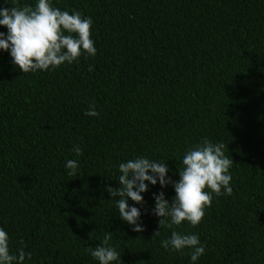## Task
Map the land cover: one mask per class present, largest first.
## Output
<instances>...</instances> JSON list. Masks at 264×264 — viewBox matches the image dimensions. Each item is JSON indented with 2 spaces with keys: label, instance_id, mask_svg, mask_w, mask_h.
<instances>
[{
  "label": "trees",
  "instance_id": "16d2710c",
  "mask_svg": "<svg viewBox=\"0 0 264 264\" xmlns=\"http://www.w3.org/2000/svg\"><path fill=\"white\" fill-rule=\"evenodd\" d=\"M25 4L35 0H0ZM52 5L91 18L96 55L23 74L0 52V228L10 253H31L24 264H97L89 249L108 235L122 264H190L189 249L160 246L175 230L198 235L196 264H264V0ZM90 104L97 117L84 114ZM204 139L233 160L231 195H213L195 227L159 229L152 195L171 203L174 192L149 186L142 205L128 201L144 229L133 232L105 191L119 187V163L167 160L178 180L183 153ZM68 160L78 175L66 174Z\"/></svg>",
  "mask_w": 264,
  "mask_h": 264
},
{
  "label": "clouds",
  "instance_id": "9594fccd",
  "mask_svg": "<svg viewBox=\"0 0 264 264\" xmlns=\"http://www.w3.org/2000/svg\"><path fill=\"white\" fill-rule=\"evenodd\" d=\"M92 23L90 17L82 16L79 11L73 10L70 14L53 7L52 0H35L34 6L0 7V27L6 29V32L0 31V52L6 51L12 65L23 74L53 71L65 63L73 64L81 56L96 55L90 36ZM84 114L98 116L92 104ZM224 148L223 143L208 139L189 147L177 169L178 180L168 174L167 160L157 161L145 156L128 159L118 165L116 181L119 187H106L105 191L110 198H117L114 202L120 220L139 233L144 230L140 223L141 211L130 206L128 201L142 205V194L149 186L159 185L164 189L170 185L174 192L171 203L165 199L163 191H158L152 195L154 204L148 214L158 218L159 229H173L182 222L195 227L201 222L205 209L211 206L213 195L219 197L232 193L229 170L233 160L225 155ZM72 151L77 157L81 155L78 146ZM65 169L69 177L78 175V161H66ZM109 240L110 237L105 235L99 245L90 248V257L97 264H122L120 253ZM160 246L165 251L189 249L190 264H196L204 253V245L195 233L180 234L171 230L169 237L160 241ZM26 259H31V253H26L23 247L15 255L10 253L8 233L0 228V264H24Z\"/></svg>",
  "mask_w": 264,
  "mask_h": 264
}]
</instances>
